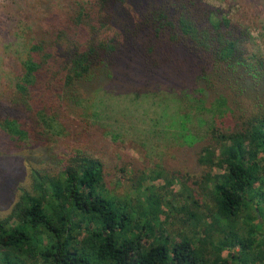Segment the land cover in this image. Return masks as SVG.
<instances>
[{
	"label": "trees",
	"instance_id": "obj_1",
	"mask_svg": "<svg viewBox=\"0 0 264 264\" xmlns=\"http://www.w3.org/2000/svg\"><path fill=\"white\" fill-rule=\"evenodd\" d=\"M27 34L0 96V156H23L29 180L0 214V264H264L249 253L264 237L241 233L247 192L264 187V51L245 13L207 0H61ZM109 90L130 92L134 110L150 104L143 138L175 147L148 175L130 156L111 174L83 148L121 135L111 112L134 131ZM152 174L209 211L201 236L215 231L226 257L211 261L199 237L160 230V214L177 209L144 185ZM110 185L145 188L115 197Z\"/></svg>",
	"mask_w": 264,
	"mask_h": 264
},
{
	"label": "rangeland",
	"instance_id": "obj_2",
	"mask_svg": "<svg viewBox=\"0 0 264 264\" xmlns=\"http://www.w3.org/2000/svg\"><path fill=\"white\" fill-rule=\"evenodd\" d=\"M60 1L61 0H0V96L2 98H6L9 95L17 80L21 60L25 58L26 54V42L29 36L27 32L32 27V23L35 24L43 21V18L45 19L47 17L50 10L59 7ZM207 1L213 5L224 8L229 15L237 13L238 9L240 12L245 13L246 21L249 23L250 30L255 36L257 44L259 48L264 51V0ZM111 91L109 90V94L107 95L108 104L111 103L117 108L118 105L120 107H125L126 109H123L124 114L125 111L127 113L128 111L131 112L133 126L135 127L134 131H131L132 133L129 132L128 129H126L128 124L118 119L119 114L116 115L115 112H111L114 115L109 123L114 122L115 125L113 126L116 128L123 127L120 129V131H122L121 135L113 139L110 133L103 135L99 134L97 136L100 139L98 142L87 143L85 141L84 143L88 146L83 148L95 150L94 152H96L98 156L104 158L107 162V169L111 171V174H118L114 171L111 163H116L122 157L130 156L139 162L141 171L145 172L141 177L148 175L150 173L149 170L152 168L154 169L155 162L161 161L164 163L167 161L175 147L164 139L159 140L150 138L146 140V135L143 138V130L147 125L146 122H144V117L141 115L146 114V106L151 108L150 104L137 103L139 108L134 110V106L129 104V97H131L129 96L130 92L120 90L119 92L117 91V95L115 94L116 92L111 93ZM101 92L100 90L99 95H101ZM98 107L99 104L96 99L91 103V111L96 110ZM107 130L110 129L108 128ZM62 144L63 142L61 145ZM23 158V156L17 154L0 156V214H4L9 210L20 192V186L25 185L29 181L24 176L27 164L24 160L25 158ZM146 180L144 185H155V187H152L153 191L156 194L161 193L164 195L169 205L173 204V210L177 209L175 210L177 216L165 218L164 214H160V230L163 229L167 232H172L174 235L182 231L187 235L199 237V241H197V239L195 240L201 248L205 249L206 257L211 261L218 262L220 257L227 256L228 250L223 247V243L220 245L217 242L218 236L215 231L212 232L213 239L211 240H204L201 236V225L205 218H207L208 221L212 219L211 214L206 208L197 206L192 202H186L179 187L176 185H166L162 178H158L154 174ZM144 181H142V183ZM163 185L166 186L159 187ZM107 188L116 197L122 194H133L134 191L139 192L138 190L141 191L145 187L114 186ZM247 199L248 201L245 209L248 215L251 216V219L243 221L247 226L244 227L241 233L247 235L246 233L250 231V229L254 230L256 231L255 233L258 234V237L253 239V242H260L259 236L264 237V187L250 188L247 192ZM134 202H136V200H133V203ZM257 218L261 222L260 227L257 225ZM153 233L155 235L159 234L157 225H155ZM177 237L178 236H174L175 239H177ZM150 240L151 237L146 243ZM261 243L264 246V241ZM263 246L257 247L254 251L249 252L251 255L254 253L258 256L261 263H264ZM218 248H220L219 251ZM248 256H246L247 263L252 264L250 255ZM258 262L259 261L255 264Z\"/></svg>",
	"mask_w": 264,
	"mask_h": 264
}]
</instances>
